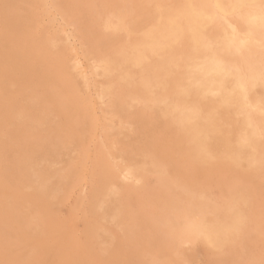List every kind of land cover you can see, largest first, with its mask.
Segmentation results:
<instances>
[{
	"label": "rangeland",
	"instance_id": "rangeland-1",
	"mask_svg": "<svg viewBox=\"0 0 264 264\" xmlns=\"http://www.w3.org/2000/svg\"><path fill=\"white\" fill-rule=\"evenodd\" d=\"M0 97V264H264V0H1Z\"/></svg>",
	"mask_w": 264,
	"mask_h": 264
},
{
	"label": "bare ground",
	"instance_id": "bare-ground-1",
	"mask_svg": "<svg viewBox=\"0 0 264 264\" xmlns=\"http://www.w3.org/2000/svg\"><path fill=\"white\" fill-rule=\"evenodd\" d=\"M1 1V0H0ZM128 1V0H127ZM47 2V1H46ZM149 2V1H148ZM129 4L131 3V2H128ZM151 3V2H150ZM49 4V3H48ZM131 5V4H130ZM147 5V4H146ZM145 5V6H146ZM246 5V4H245ZM127 6V5H126ZM18 7V6H17ZM51 7V6H50ZM138 7V6H137ZM235 7V6H234ZM233 7V8H234ZM52 8V7H51ZM76 9V8H75ZM124 9V8H123ZM127 9V8H126ZM132 9V8H131ZM138 9V8H137ZM43 10V9H42ZM51 10V9H50ZM84 10V9H83ZM133 10V9H132ZM139 10V9H138ZM217 10V9H216ZM234 10V9H233ZM49 11V10H48ZM51 11H53V10H51ZM127 11H129V9H127ZM47 12V11H46ZM49 13V12H48ZM236 13V12H235ZM55 14V13H54ZM116 14V13H115ZM216 14H218V13H216ZM96 16V15H95ZM218 16V15H217ZM76 17V16H75ZM82 17H83V15H82ZM218 17H220V16H218ZM229 17V16H228ZM58 18V17H57ZM56 18V19H57ZM58 20V19H57ZM64 20V19H63ZM205 20V19H204ZM67 21V20H66ZM66 21H65V23H66ZM69 21V20H68ZM125 20H123V22H124ZM85 22V21H84ZM71 23V22H70ZM83 23V22H82ZM42 24V23H41ZM45 24H46V22H45ZM67 24V23H66ZM84 24V23H83ZM77 25V24H76ZM41 26V25H40ZM56 26V25H55ZM66 26V25H65ZM38 28V27H37ZM54 28V27H53ZM205 28V27H204ZM236 28V27H235ZM62 29H63V27H62ZM77 30V29H76ZM65 31V30H64ZM63 31V32H64ZM67 31V30H66ZM136 31V30H135ZM205 31V30H204ZM62 32V33H63ZM83 32H84V30H83ZM93 33V32H92ZM71 35V34H70ZM98 35V34H97ZM71 38H73V37H71ZM232 38V37H231ZM68 40V39H67ZM74 40V39H73ZM72 40V41H73ZM68 41H70V40H68ZM5 42H7V41H5ZM74 42V41H73ZM13 43V42H12ZM72 43V42H71ZM71 43H70V46H71ZM75 45H76V43H75ZM2 46V45H1ZM109 46V45H108ZM43 47V46H42ZM72 47H74V45L72 46ZM85 47V46H84ZM11 48V47H10ZM75 49H76V47H75ZM78 49V48H77ZM62 51V50H61ZM80 51V50H79ZM70 52V51H69ZM74 52V51H73ZM78 52V51H77ZM80 53V52H79ZM79 53H78V55H79ZM4 54V53H3ZM53 54V53H52ZM73 56V55H72ZM77 56V55H76ZM80 57V56H79ZM83 57L84 56H82V59H83ZM78 58V57H77ZM76 61H77V59H76ZM75 61V62H76ZM79 61V60H78ZM84 61H86L85 59H84ZM74 62V63H75ZM82 63V62H81ZM85 63V62H84ZM81 66V65H80ZM214 67L212 68V70H211V73H210V78H211V80H212V82H213V84L209 87V88H211L213 91H215L221 98H222V101H224L225 103H227V104H229V106H230V102H232V101H240V100H242V93L243 92H245L246 90H247V87L242 83V82H240V81H237L238 83H236V85H235V87H231V88H229V87H226V85H225V83H224V77L227 75V73L225 72V70H224V67L221 65V64H219L218 62H215L214 63V65H213ZM76 67V66H75ZM86 67H87V65H86ZM84 68V67H83ZM57 69V68H56ZM94 69V68H93ZM89 70V69H88ZM30 71V70H29ZM75 71H77V70H75ZM102 71V70H101ZM98 72V71H97ZM41 73V72H40ZM17 74V73H16ZM32 74V73H31ZM98 75V74H97ZM7 76H8V74H7ZM230 76V75H229ZM33 77V76H32ZM37 77V76H36ZM91 77V76H90ZM91 79V78H90ZM97 79H98V77H97ZM89 80V79H88ZM201 80H203V79H201ZM90 81V80H89ZM101 81V80H100ZM106 82V81H105ZM208 82V81H207ZM211 82V81H210ZM96 83V82H95ZM94 83V84H95ZM101 83V82H100ZM93 84V83H92ZM25 85V84H24ZM100 85V84H99ZM93 86V85H92ZM91 86V87H92ZM24 87V86H23ZM33 88V87H32ZM45 88V87H44ZM41 89V88H40ZM35 90V89H34ZM37 90H39V89H37ZM43 90V89H42ZM96 91V90H95ZM43 92H44V90H43ZM87 92V91H86ZM93 91L91 90V93H92ZM46 93V92H45ZM96 92H94V94H95ZM121 93V92H120ZM4 94H6V93H4ZM30 95H31V93H30ZM42 95V94H41ZM111 95H113V94H111ZM5 96V95H4ZM103 96V95H102ZM126 96V95H125ZM1 98V97H0ZM32 98V97H31ZM92 98V97H91ZM114 99H115V97H113ZM125 98H127V96L125 97ZM216 98H218V97H216ZM6 99H7V97H6ZM12 99V98H11ZM23 99V98H22ZM49 99V98H48ZM9 100V99H8ZM29 100V99H28ZM39 100H40V98H39ZM42 100V99H41ZM103 101V99H101L100 98V101ZM219 100V99H218ZM116 101V100H115ZM14 102V101H13ZM26 102V101H25ZM29 102H31V101H29ZM40 102V101H39ZM80 102V101H79ZM85 102V101H84ZM96 102V101H95ZM127 102V101H126ZM129 102V101H128ZM263 102V101H262ZM23 103V102H22ZM21 103V104H22ZM54 103V102H53ZM93 103V102H92ZM221 103V102H220ZM26 104V103H25ZM30 104V103H29ZM49 104V103H48ZM61 104V103H60ZM66 105H67V103H65ZM69 104V103H68ZM238 104V103H237ZM250 104V103H249ZM262 104V103H261ZM1 105V104H0ZM44 105V104H43ZM80 105H82V104H80ZM123 105V104H122ZM37 106V105H36ZM83 106H84V104H83ZM25 107V106H24ZM53 107V106H52ZM66 107V106H65ZM82 107V106H81ZM106 107V106H105ZM125 107V106H124ZM225 107V106H224ZM4 108H5V106H4ZM34 108V107H33ZM51 108V107H50ZM237 108V107H236ZM65 109V108H64ZM96 109V108H95ZM116 109V108H115ZM230 109V108H229ZM21 110V109H20ZM19 110V111H20ZM25 110V109H24ZM23 110V111H24ZM93 110H94V108H93ZM64 111V110H63ZM66 111V110H65ZM136 111V110H135ZM14 112V111H13ZM16 112V111H15ZM87 112V111H86ZM24 113V112H23ZM50 113V112H49ZM61 113V112H60ZM103 113V112H102ZM30 114H32V113H30ZM46 114V113H45ZM52 114V113H51ZM135 114V113H134ZM241 114V113H240ZM4 115V114H3ZM22 115V114H21ZM96 115H98V114H96ZM121 115V114H120ZM30 116V115H29ZM33 116V115H32ZM32 116H30L31 118H32ZM35 116H36V114H35ZM100 116V115H99ZM134 116V115H133ZM256 116V115H255ZM119 117V116H118ZM129 117V116H128ZM254 117V116H253ZM259 117V116H258ZM28 118V117H27ZM47 118H49V117H47ZM121 118V117H120ZM158 118V117H157ZM40 119V118H39ZM38 119V120H39ZM81 119V118H80ZM98 119V118H97ZM117 119V118H116ZM28 120V119H27ZM91 120V119H90ZM96 120V119H95ZM102 120V119H101ZM29 121V120H28ZM83 122H85L84 120H82ZM10 122V121H9ZM46 122H48V121H46ZM235 122V121H234ZM37 123H39V122H37ZM41 123V122H40ZM74 123V122H73ZM117 123V122H116ZM132 123V122H131ZM246 122H244V124H245ZM1 124V123H0ZM20 124V123H19ZM56 124V123H55ZM120 124V123H119ZM125 124V123H124ZM237 124V123H236ZM259 124V123H258ZM257 124V125H258ZM18 125V124H17ZM22 125V124H21ZM32 125H33V123H32ZM35 125V124H34ZM62 125V124H61ZM82 125H84V124H82ZM91 125V124H90ZM121 125H123V124H121ZM239 125V124H238ZM10 126V125H9ZM20 126V125H19ZM98 126V125H97ZM133 126V125H132ZM131 126V127H132ZM222 126H224V125H222ZM245 126V125H244ZM8 127V126H7ZM46 127V126H45ZM74 127H76V126H74ZM78 127H80V125L78 126ZM161 127V126H160ZM240 127V126H239ZM18 128V127H17ZM29 128V127H28ZM35 128H37V127H35ZM51 128H53V127H51ZM77 128V127H76ZM82 128V127H81ZM211 128V127H210ZM238 128V127H237ZM11 129H13V128H11ZM20 129V128H19ZM47 129V128H46ZM49 129V128H48ZM162 129V128H161ZM71 130V129H70ZM82 130V129H81ZM90 130V129H89ZM242 130V129H241ZM8 131V130H7ZM39 131V130H38ZM41 131V130H40ZM95 131V130H94ZM133 131V130H132ZM4 132V131H3ZM12 132V131H11ZM162 132V131H161ZM170 132V131H169ZM81 133V132H80ZM87 133H88V131H87ZM98 133V132H97ZM168 133V132H167ZM83 134H85V133H83ZM82 134V135H83ZM169 134V133H168ZM51 135V134H50ZM96 135V134H95ZM100 135V134H99ZM122 135V134H121ZM134 135V134H133ZM138 135H140V134H138ZM144 135V134H143ZM218 135V134H217ZM7 136V135H6ZM11 136V135H10ZM84 136V135H83ZM250 136V135H249ZM248 136V137H249ZM8 137V136H7ZM48 137V136H47ZM132 137V136H131ZM2 138V137H1ZM35 138V137H34ZM43 138V137H42ZM41 138V139H42ZM69 138V137H68ZM71 138V137H70ZM92 138H94V136L92 137ZM139 138V137H138ZM172 138V137H171ZM250 138V137H249ZM248 138V139H249ZM145 139V138H144ZM164 139V138H163ZM168 139V138H167ZM9 140V139H8ZM30 140V139H29ZM33 140V139H32ZM34 140H36V139H34ZM58 140V139H57ZM121 140V139H120ZM171 140V139H170ZM4 141V140H3ZM46 141V140H45ZM88 141V140H87ZM118 141V140H117ZM231 141V140H230ZM43 142V141H42ZM50 142V141H49ZM70 142V141H69ZM120 142V141H119ZM166 142V141H165ZM37 143V142H36ZM35 143V144H36ZM47 143V142H46ZM62 143V142H61ZM103 143V142H102ZM102 143H101V145H102ZM255 143V142H254ZM5 144V143H4ZM43 144V143H42ZM60 144V143H59ZM166 144V143H165ZM206 144V143H205ZM219 144V143H218ZM2 145H3V143H2ZM9 145V144H8ZM12 145V144H11ZM118 145H120V143L118 144ZM125 145H127L126 143H125ZM163 145H164V143H163ZM209 145V144H208ZM6 146V145H5ZM44 146V145H43ZM57 146H59V145H57ZM61 146V145H60ZM66 146V145H65ZM109 146H111V145H109ZM133 146V145H132ZM139 146V145H138ZM165 146V145H164ZM163 146V147H164ZM69 147V146H68ZM78 147V146H77ZM105 147V146H104ZM129 147H130V145H129ZM134 147V146H133ZM1 148V147H0ZM87 148V147H86ZM89 148H90V146H89ZM117 148V147H116ZM206 148V147H205ZM41 149V148H40ZM43 149H45V148H43ZM56 149V148H55ZM92 149V148H91ZM132 149H134V148H132ZM213 149V148H212ZM0 150H3V149H0ZM13 150V149H12ZM16 150V149H15ZM38 150V149H37ZM60 150V149H59ZM18 151V150H17ZM41 151V150H40ZM56 151V150H55ZM86 151V150H85ZM133 151V150H132ZM136 151V150H135ZM214 151V150H213ZM253 151V150H252ZM8 152V151H7ZM21 152V151H20ZM19 152V153H20ZM88 152V151H87ZM2 153V152H1ZM3 153H4V150H3ZM2 153V154H3ZM9 153V152H8ZM38 153H40L39 151H38ZM37 153V154H38ZM42 154H43V151L41 152ZM44 153H49V152H47V151H45ZM55 153V152H54ZM53 153V154H54ZM5 154V153H4ZM36 154V155H37ZM51 154V153H50ZM10 155V154H9ZM17 155V154H16ZM107 155H109V154H107ZM222 155V154H221ZM225 155V154H224ZM42 156H47L46 154L45 155H42ZM90 156H91V154H90ZM109 156H111V155H109ZM226 156V155H225ZM3 158H4V156H2ZM9 157V156H8ZM15 157V156H14ZM52 157V156H51ZM163 157V156H162ZM223 157V156H222ZM45 158V157H44ZM53 158H54V156H53ZM92 158V157H91ZM109 158V157H108ZM167 158V157H166ZM9 159V161H10V158H8ZM55 159H57V158H55ZM112 159V158H111ZM4 160V159H3ZM2 160V161H3ZM5 160H7V159H5ZM51 160V159H50ZM53 160V159H52ZM91 160V159H90ZM246 160V159H245ZM46 161H48L47 159H46ZM86 161V160H85ZM109 161V160H108ZM249 161V160H248ZM10 162H12V161H10ZM14 162V161H13ZM113 162V161H112ZM115 162V161H114ZM87 163V162H86ZM230 163V162H229ZM89 163H87L86 165H88ZM116 164V163H115ZM126 164V163H125ZM240 164V163H239ZM244 164V163H243ZM247 164V163H246ZM12 165H14V164H12ZM83 165V164H82ZM162 165V164H161ZM160 165V166H161ZM171 165V164H170ZM84 166V165H83ZM118 166V165H117ZM116 166V167H117ZM181 166V165H180ZM9 167V166H8ZM12 167V166H11ZM16 167V166H15ZM22 167V166H21ZM59 167V166H58ZM114 167V166H113ZM179 167V166H178ZM4 168H5V166H4ZM3 169V168H2ZM6 169H7V167H6ZM83 169V168H82ZM118 169H119V167H118ZM173 169H174V167H173ZM20 170H22V169H20ZM116 170H117V168H116ZM207 170V169H206ZM7 171V170H6ZM5 171V172H6ZM221 171V170H220ZM89 172V171H88ZM8 173H9V171H8ZM69 174V173H68ZM80 174V173H79ZM88 174V173H87ZM123 174H124V172H123ZM236 174V173H235ZM11 175H12V173H11ZM1 176V175H0ZM14 176V175H13ZM13 176H11V177H13ZM212 176V175H211ZM252 176V175H251ZM4 177V176H3ZM16 177V176H15ZM14 177V178H15ZM124 177V176H123ZM154 177H156V175H154ZM160 177V176H159ZM202 177V176H201ZM10 178V177H9ZM13 178V179H14ZM127 178V177H126ZM125 178V179H126ZM157 178H158V176H157ZM173 178V177H172ZM88 179V178H87ZM131 179V178H130ZM161 179H164V178H161ZM200 179V178H199ZM255 179V178H254ZM8 180V179H7ZM11 180V179H10ZM9 180V181H10ZM85 180V179H84ZM90 180V179H89ZM122 180V179H121ZM175 180V179H174ZM204 180V179H203ZM262 180V179H261ZM13 181V180H12ZM17 181V180H16ZM148 181V180H147ZM169 181V180H168ZM178 181V180H177ZM87 182V181H86ZM172 182V181H171ZM176 182V181H175ZM262 182V181H261ZM13 183V182H12ZM148 183V182H147ZM168 183V182H167ZM174 183V182H173ZM177 183V182H176ZM199 183V182H198ZM169 184V183H168ZM200 184V183H199ZM252 184V183H251ZM255 184V183H254ZM254 184H252V185H254ZM263 184V183H262ZM166 185V184H165ZM213 185V184H212ZM86 186V185H85ZM174 186V185H173ZM198 186V185H197ZM154 187V186H153ZM158 187V186H157ZM12 188V187H11ZM88 188V187H87ZM140 188H142V187H140ZM160 188V187H159ZM155 189V188H154ZM253 189V188H252ZM7 190V189H6ZM143 190V189H142ZM161 190V189H160ZM167 190H168V188H167ZM171 190H172V187H171ZM253 190H257L256 188L255 189H253ZM146 191H148V189L146 190ZM162 191V190H161ZM208 191H209V188H208ZM12 192V191H11ZM74 192H76V191H74ZM149 192V191H148ZM155 192V191H154ZM258 192V191H257ZM143 193H145V192H143ZM161 193V192H160ZM170 193H172V192H170ZM189 193V192H188ZM87 194V193H86ZM150 194V193H149ZM159 194V193H158ZM179 194V193H178ZM257 194V193H256ZM85 195V194H84ZM180 195V194H179ZM216 195V194H215ZM220 195V194H219ZM253 195V194H252ZM263 195V194H262ZM73 196V195H72ZM71 196V197H72ZM87 196V195H86ZM154 196V195H153ZM157 196V195H156ZM160 196V195H159ZM193 196V195H192ZM255 196V195H254ZM70 197V198H71ZM85 197V196H84ZM155 197V196H154ZM170 197V196H169ZM177 197V196H176ZM183 197V196H182ZM181 197V198H182ZM259 197V196H258ZM61 198V197H60ZM86 198V197H85ZM151 198V197H150ZM218 198V197H217ZM261 198V197H260ZM209 199H211V198H209ZM130 200V199H129ZM133 200H134V198H133ZM163 200V199H162ZM180 200V199H179ZM178 200V201H179ZM218 200H220V199H218ZM72 201V200H71ZM208 201V200H207ZM13 202V201H12ZM169 202H172L173 203V201H169ZM175 202V201H174ZM199 202V201H198ZM134 203V202H133ZM168 203V202H167ZM194 203V202H193ZM192 203V204H193ZM200 203V202H199ZM198 203V204H199ZM69 204V203H68ZM131 204H132V202H131ZM169 204V203H168ZM167 204V205H168ZM195 204V203H194ZM198 204H196V205H198ZM201 204H203V203H201ZM11 205V204H10ZM139 205V204H138ZM148 205H149V202H148ZM166 205V206H167ZM170 205H171V203H170ZM179 205V204H178ZM191 205V204H190ZM200 205V204H199ZM206 205V204H205ZM263 205V204H262ZM262 205H260L261 207H263ZM137 206V205H136ZM141 206V205H140ZM177 206V205H176ZM175 206V207H176ZM195 206V205H194ZM14 207V206H13ZM147 207V206H146ZM169 207V206H168ZM197 206H195V208H196ZM223 207V206H222ZM65 208V207H64ZM134 208V207H133ZM139 208V207H138ZM159 208H160V206H159ZM171 208V207H170ZM169 208V209H170ZM82 209V208H81ZM141 209V208H140ZM167 209V208H166ZM257 209H258V207H257ZM263 209V208H262ZM131 210H133V209H131ZM159 210V209H158ZM19 211V210H18ZM194 211V210H193ZM78 212H80V210L78 211ZM159 212V211H158ZM168 212H169V210H168ZM187 212H189V211H187ZM204 212V211H203ZM65 213V212H64ZM86 213V212H85ZM259 213H260V211H259ZM263 213H264V211H263ZM63 214V213H62ZM135 214V213H134ZM137 214H138V212H137ZM161 214H162V212H161ZM169 214H170V212H169ZM13 215V214H12ZM79 215H80V213H79ZM145 215V214H144ZM151 215V214H150ZM159 215H160V213H159ZM189 215V214H188ZM263 215V214H262ZM136 216V215H135ZM169 216V215H168ZM134 217V216H133ZM148 217V216H147ZM157 217H160V216H157ZM13 218H14V216H13ZM24 218V217H23ZM23 218H21V219H23ZM143 218V217H142ZM145 218V217H144ZM161 218H163V217H161ZM174 218V217H173ZM191 218V217H190ZM206 218H208V217H206ZM211 218V217H210ZM17 219V218H16ZM167 219H169L168 217H167ZM179 219V218H178ZM192 219V218H191ZM80 220V219H79ZM164 220V219H163ZM173 220V219H172ZM38 221V220H37ZM130 221V220H129ZM136 221V220H135ZM142 222L144 221V219L143 220H141ZM176 221V220H175ZM210 221V220H209ZM262 221V220H261ZM137 222V221H136ZM151 222V221H150ZM159 222V221H158ZM139 223V222H138ZM137 223V224H138ZM148 223V222H147ZM166 223H167V221H166ZM28 224V223H27ZM32 224V223H31ZM99 224V223H98ZM150 224V223H149ZM155 224V223H154ZM20 225V224H19ZM80 225V224H79ZM139 225V224H138ZM141 225V224H140ZM147 225V224H146ZM172 225V224H171ZM176 225V224H175ZM261 225V224H260ZM22 226H23V223H22ZM27 226V225H26ZM133 226V225H132ZM155 226H156V224H155ZM162 226H163V224H162ZM129 227V226H128ZM157 227H159V226H157ZM167 227V226H166ZM179 227V226H178ZM257 227H258V225H257ZM3 228V227H2ZM27 228V227H26ZM25 228V229H26ZM127 228V227H126ZM126 228H124V229H126ZM138 228V227H137ZM148 228V227H147ZM170 228V227H169ZM24 229V230H25ZM128 229V228H127ZM160 229V228H159ZM250 229V228H249ZM131 231H132V229H130ZM253 230V229H252ZM261 230V229H260ZM26 231V230H25ZM126 231V230H125ZM152 231H154V229L152 230ZM158 231V230H157ZM249 231V230H248ZM146 232V231H145ZM151 232V231H150ZM257 232H259L258 230H257ZM29 233V232H28ZM43 233V232H42ZM136 233V232H135ZM142 233H144V232H142ZM158 233V232H157ZM166 233V232H165ZM173 233V232H172ZM250 233V232H249ZM261 233V232H260ZM79 234V233H78ZM128 234V233H127ZM131 234V233H130ZM156 234V233H155ZM161 234V233H160ZM257 234V233H256ZM149 235V234H148ZM157 235V234H156ZM164 235V234H163ZM258 235V234H257ZM5 236V235H4ZM125 236V235H124ZM146 236V235H145ZM125 237H127V236H125ZM242 237V236H241ZM245 237V236H244ZM164 238V237H163ZM6 239V238H5ZM165 239V238H164ZM25 240V239H24ZM130 240V239H129ZM138 240V239H137ZM195 240V239H194ZM258 240V239H257ZM12 241H13V239H12ZM90 241V240H89ZM164 241V240H163ZM166 241V240H165ZM164 241V242H165ZM245 241V240H244ZM252 242H253V240H251ZM87 242V241H86ZM132 242V241H131ZM144 242V241H143ZM156 242V241H155ZM195 242V241H194ZM10 244H11V242H9ZM15 243V242H14ZM159 243H161V242H159ZM166 243V242H165ZM242 243H243V241H242ZM241 243V244H242ZM4 244V243H3ZM18 244V243H17ZM16 244V245H17ZM49 244H50V242H49ZM92 244V243H91ZM138 244V243H137ZM142 244V243H141ZM144 244V243H143ZM151 244H152V242H151ZM157 244V243H156ZM164 244V243H163ZM167 244H169V243H167ZM197 244V243H196ZM195 244V245H196ZM240 244V243H239ZM257 244V243H256ZM15 245V246H16ZM19 245V244H18ZM17 245V246H18ZM22 245V244H21ZM120 245H122V244H120ZM125 245V244H124ZM139 245V244H138ZM180 245V244H179ZM207 245V244H206ZM244 245H245V243H244ZM6 246H7V244H6ZM9 246V245H8ZM116 246V245H115ZM141 246V245H140ZM147 246V245H146ZM151 246V245H150ZM156 246V245H155ZM159 246V245H158ZM161 246H162V243H161ZM164 246V245H163ZM205 246V245H204ZM251 246V245H250ZM256 246V245H255ZM78 247V246H77ZM109 247H111V246H109ZM113 247V246H112ZM122 247V246H121ZM152 247V246H151ZM173 247V246H172ZM171 247V248H172ZM206 247V246H205ZM240 247V246H239ZM4 248V247H3ZM11 248V247H10ZM15 248V247H14ZM14 248H13V250H14ZM20 248H21V246H20ZM155 248H158L157 246L155 247ZM249 248H251V247H249ZM22 249V248H21ZM43 249V248H42ZM105 249V248H104ZM122 249V248H121ZM160 249V248H159ZM173 249H174V247H173ZM253 249V248H252ZM256 249V248H255ZM8 250V249H7ZM12 250V249H11ZM12 250V251H13ZM123 250H124V248H123ZM122 250V251H123ZM146 250V249H145ZM153 250V249H152ZM168 250H169V248H168ZM242 250V249H241ZM247 250V249H246ZM5 251H6V249H5ZM87 251V250H86ZM92 251H94V250H92ZM116 251V250H115ZM137 251V250H136ZM144 251V250H143ZM204 251V250H203ZM248 251V250H247ZM256 251V250H255ZM7 252V251H6ZM16 252V251H15ZM20 251H18V253H19ZM27 252V251H26ZM29 252V251H28ZM113 252V251H112ZM151 252V251H150ZM163 252V251H162ZM248 252H250V251H248ZM64 253V252H63ZM153 253V252H152ZM4 254H6V253H4ZM36 254V253H35ZM54 254V253H53ZM81 254V253H80ZM102 254V253H101ZM155 254V253H154ZM153 254V255H154ZM198 254H200V253H198ZM14 255V254H13ZM62 255V254H61ZM60 255V256H61ZM84 255V254H83ZM143 255V254H142ZM157 255V254H156ZM163 255V254H162ZM161 255V256H162ZM241 255V254H240ZM7 256H9V254H7ZM88 256V255H87ZM134 256V255H133ZM139 256V255H138ZM247 256V255H246ZM6 257V256H5ZM24 257H26V256H24ZM29 257V256H28ZM42 257V256H41ZM105 257V256H104ZM144 257V256H143ZM156 257V256H155ZM241 257V256H240ZM251 257V256H250ZM249 257V258H250ZM1 258V257H0ZM46 258V257H45ZM92 258V257H91ZM125 258V257H124ZM164 258V257H163ZM170 258V257H169ZM262 257H259V259H261ZM70 259V258H69ZM99 259V258H98ZM102 259V258H101ZM148 259V258H147ZM209 259V258H208ZM239 259V258H238ZM251 259V258H250ZM258 259V258H257ZM263 259V258H262ZM4 260V259H3ZM20 260H21V258H20ZM19 260V261H20ZM76 260V259H75ZM93 260V259H92ZM107 260V259H106ZM120 260V259H119ZM158 260V259H157ZM43 261V260H42ZM68 261V260H67ZM99 261V260H98ZM104 261V260H103ZM126 261V260H125ZM140 261V260H139ZM138 261V262H139ZM13 262H15V261H13ZM48 262V261H47ZM52 262H53V260H52ZM95 262V261H94ZM105 262V261H104ZM103 262V263H104ZM134 262V261H133ZM211 262V261H210ZM221 262V261H220ZM222 262H224V261H222ZM237 262V261H236ZM238 262H239V260H238ZM243 262V261H242ZM250 262V261H249ZM3 263H4V261H3ZM12 263V262H11ZM17 263V262H16ZM69 263V262H68ZM71 263V262H70ZM79 263V262H78ZM141 263H142V261H141ZM147 263V262H146ZM227 263V262H226ZM234 263V262H233ZM256 263H257V261H256ZM7 264V263H6ZM45 264V263H44ZM62 264V263H61ZM95 264V263H94ZM235 264V263H234ZM243 264H244V262H243ZM259 264V263H258Z\"/></svg>",
	"mask_w": 264,
	"mask_h": 264
}]
</instances>
